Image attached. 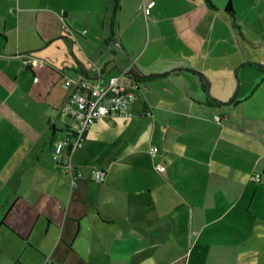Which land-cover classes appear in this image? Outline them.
I'll return each mask as SVG.
<instances>
[{"label":"crops","instance_id":"obj_1","mask_svg":"<svg viewBox=\"0 0 264 264\" xmlns=\"http://www.w3.org/2000/svg\"><path fill=\"white\" fill-rule=\"evenodd\" d=\"M176 1L186 55L164 62L144 0H0V264H264V0ZM125 72L133 114L65 146L73 185L65 77Z\"/></svg>","mask_w":264,"mask_h":264},{"label":"built area","instance_id":"obj_2","mask_svg":"<svg viewBox=\"0 0 264 264\" xmlns=\"http://www.w3.org/2000/svg\"><path fill=\"white\" fill-rule=\"evenodd\" d=\"M29 63L39 67L45 64L36 59L30 60ZM125 76L126 72L110 76L107 79L100 75L95 79L65 77L64 85L68 90V95L61 107V112L67 114L71 118V122L62 138L57 140L55 158L58 162L64 163L67 172L71 174L73 185L83 174L74 169L70 158H64V148L68 144L73 150L81 146L89 128L102 118H116L133 114L131 106L139 98L140 86L137 80H127ZM213 119L221 121V116L214 115ZM151 154L156 157L158 149L152 148ZM155 167L162 175H166L163 162H157ZM93 173L97 180L104 181L105 172L103 170L95 169ZM252 179L259 180L260 174L253 175Z\"/></svg>","mask_w":264,"mask_h":264},{"label":"rangeland","instance_id":"obj_3","mask_svg":"<svg viewBox=\"0 0 264 264\" xmlns=\"http://www.w3.org/2000/svg\"><path fill=\"white\" fill-rule=\"evenodd\" d=\"M211 1L218 9H221L218 14H224L225 2ZM183 4L180 1L172 3L171 0H159L158 4L153 5L152 0H144L140 11L142 17L140 16L136 23L138 25L136 39L142 41L141 53L145 52L143 59L153 57L165 62L172 58H184L186 54L182 50L183 38L177 35L178 32H175L174 27L171 26L173 20L170 15H173L177 8L183 9ZM230 21L233 24L234 21ZM263 57L262 51L253 50L252 59L259 61V59L264 60Z\"/></svg>","mask_w":264,"mask_h":264},{"label":"water","instance_id":"obj_4","mask_svg":"<svg viewBox=\"0 0 264 264\" xmlns=\"http://www.w3.org/2000/svg\"><path fill=\"white\" fill-rule=\"evenodd\" d=\"M167 72H157V73H153V74H146L145 77H151V76H164L166 75Z\"/></svg>","mask_w":264,"mask_h":264},{"label":"trees","instance_id":"obj_5","mask_svg":"<svg viewBox=\"0 0 264 264\" xmlns=\"http://www.w3.org/2000/svg\"><path fill=\"white\" fill-rule=\"evenodd\" d=\"M227 10L233 11V9L230 7V5L227 7ZM143 78V76L141 77V79ZM139 79V80H141ZM142 80H146V79H142ZM254 180V179H253ZM256 181V180H255Z\"/></svg>","mask_w":264,"mask_h":264}]
</instances>
